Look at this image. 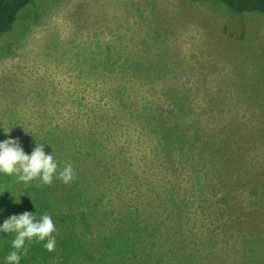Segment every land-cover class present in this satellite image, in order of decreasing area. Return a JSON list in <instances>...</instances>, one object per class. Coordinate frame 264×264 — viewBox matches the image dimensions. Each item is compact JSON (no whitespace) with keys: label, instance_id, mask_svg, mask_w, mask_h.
Returning <instances> with one entry per match:
<instances>
[{"label":"rangeland","instance_id":"374dc122","mask_svg":"<svg viewBox=\"0 0 264 264\" xmlns=\"http://www.w3.org/2000/svg\"><path fill=\"white\" fill-rule=\"evenodd\" d=\"M114 53L121 57L116 62L113 57L111 64ZM104 56L107 68L98 74V67L90 64L105 61ZM133 60L144 66L164 65L166 76L159 71L160 75L132 72L128 66ZM120 65L127 69L118 71ZM168 68L177 72L179 81L189 78L194 88L198 86L195 99L205 91L219 96L221 109L205 112L207 135L225 140L221 161L206 159L210 175H216L206 190L212 221L209 215L205 228L208 234L210 228H223L231 237L212 248L209 258L210 264H242L241 246L247 240L234 237L237 232L253 230L264 236V183L258 189L261 199L254 196L259 202L252 206H247V191L241 190L258 176L264 179V14L230 19L200 0H35L18 15L13 28L0 35V142L28 134L25 141L31 143L46 134L49 139L52 133L60 145L76 147L74 152L82 155L71 159L72 164L94 174L98 166L83 154L86 137L92 128H112L103 150L112 153L111 162L117 160L130 174L137 173L148 159L144 154L149 140L136 121L124 117L128 107L122 108L116 96L122 93L135 109L142 102L164 104V80L171 86L175 82ZM253 164L257 168L240 186L239 172ZM177 172L189 176L176 166L165 173L171 181L166 188L162 179L157 185L163 197L183 193L170 174ZM148 175L139 174L141 190ZM10 180L18 183L15 175ZM222 195L238 215L237 229L219 214L217 200ZM210 238L207 245H194L202 255L210 251Z\"/></svg>","mask_w":264,"mask_h":264},{"label":"trees","instance_id":"16d2710c","mask_svg":"<svg viewBox=\"0 0 264 264\" xmlns=\"http://www.w3.org/2000/svg\"><path fill=\"white\" fill-rule=\"evenodd\" d=\"M34 1L0 0V35L10 31L18 15ZM200 1L213 4L230 19H237L243 14H264V0ZM114 54L110 58L111 64L121 57L118 53ZM113 57H117L115 62ZM104 58L105 61L99 64H90L92 68L98 67L95 69L98 74L107 68V57ZM128 67L132 72L154 75L159 71L164 76L167 70L164 65L155 62H148L144 66L141 61L134 60ZM125 69L127 66L117 68L118 71ZM168 73L175 82L171 86L168 79L164 80V104L152 106L150 101L142 102L141 107L135 109L133 102L122 93L116 96L122 108L128 107V114L122 111L124 117L127 115L136 121L149 140L144 154L148 159L141 164L137 173L130 174L117 160L111 162L112 153L103 150L104 140L113 131L112 128H103L101 132L92 128L86 137L88 148L83 154L89 158V162L98 166L97 171L92 167L96 171L94 174L82 171L79 164H72L71 159L79 160L82 155L74 152L76 147L71 149L69 145V148L60 145L58 137L52 133L49 139L46 134L42 140L33 139L31 143L25 141L28 134L17 139L21 147H25V153L28 151L31 154L34 150L32 147L37 144L44 145L45 153L52 154L58 163L57 174L67 164L72 165L75 173V179L70 184L54 177L51 185H43L39 180L27 184L15 183L10 180L11 175L0 173V225L10 216L28 211L37 221L44 214L50 215L56 226L52 234L56 240L55 251L49 252L44 248L46 241L34 239L28 245V255L21 256L20 264H210L212 248L225 244L227 238L231 237V232L223 228H210L209 234L205 228L209 215L212 221L206 190L211 177L216 175V172L210 175L206 159L216 157L220 160L225 150L224 139H210L207 135L208 118H205V112L211 108L217 111L221 109L219 96L205 91L195 99L193 91L198 86L194 88L189 78L179 81L174 69L168 68ZM240 87L242 89L243 85ZM233 151L232 148L225 153L226 160ZM175 166L189 174L182 177L178 172L170 173L172 177L176 176L177 185L181 187L179 191L183 189V193L163 197L157 187L158 181L162 179L166 188V182L171 179H167L165 173ZM255 168L257 166L253 164L240 171L238 184L250 178L251 170ZM144 172L149 175L144 179L141 190L139 174ZM106 177L108 180H104ZM263 183L264 179L258 176L257 182L241 188L250 196L247 206L259 202L253 197L260 196L261 199L263 194L258 189ZM187 184H190L189 190ZM262 189L264 193V187ZM217 204L219 214L225 215L235 229L239 228L238 215L225 195L219 196ZM259 233L241 229L234 236L247 240V244L241 246L244 252L242 264H264V236L260 238ZM15 235L0 232V264H7L5 257L14 250L11 242ZM218 235L223 236L222 239L217 240ZM209 237L210 242L213 241L209 246L210 251L202 255L199 247L194 245H207ZM222 257L223 254L220 255Z\"/></svg>","mask_w":264,"mask_h":264},{"label":"clouds","instance_id":"9594fccd","mask_svg":"<svg viewBox=\"0 0 264 264\" xmlns=\"http://www.w3.org/2000/svg\"><path fill=\"white\" fill-rule=\"evenodd\" d=\"M58 167L54 156L45 153L44 145L37 144L29 155L17 140L6 139L0 142V173L15 175L17 182L27 184L39 180L43 185H51L56 177L63 183L70 184L75 179L72 165H65L57 174ZM55 231L56 226L48 214H44L38 221L28 211L5 219L0 225V232L16 234L11 242L14 250L5 257L7 264H20L21 256L28 255V245L34 239L46 241L44 248L49 252L55 251L56 240L52 235Z\"/></svg>","mask_w":264,"mask_h":264}]
</instances>
